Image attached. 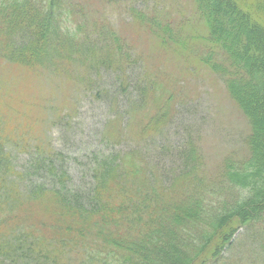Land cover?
Segmentation results:
<instances>
[{"label":"trees","instance_id":"obj_1","mask_svg":"<svg viewBox=\"0 0 264 264\" xmlns=\"http://www.w3.org/2000/svg\"><path fill=\"white\" fill-rule=\"evenodd\" d=\"M94 1L0 0L1 263L264 264V0ZM112 6L131 20L123 21L122 30L106 14ZM148 43L192 69L189 74L199 68L217 76L248 128L240 150L209 169L193 135L180 149L181 170L169 167L178 173L166 175L146 143L169 124L171 97L156 106L153 82L147 89L141 86L147 78H141L130 115L146 113L152 103L148 118L135 135L104 140L81 182L73 184L55 167L67 162L62 153L19 126L22 112L7 88L8 75L45 71L71 83L81 69L94 89L103 72L120 71L121 89L114 94L122 98L129 95L125 70L135 62L133 51ZM126 140L131 145L118 149ZM36 141L41 143H30ZM25 151L27 166L18 165L17 155ZM44 167L48 185L37 176ZM47 198L68 216L52 225V236L42 220L31 221L33 206L49 205Z\"/></svg>","mask_w":264,"mask_h":264},{"label":"rangeland","instance_id":"obj_2","mask_svg":"<svg viewBox=\"0 0 264 264\" xmlns=\"http://www.w3.org/2000/svg\"><path fill=\"white\" fill-rule=\"evenodd\" d=\"M87 1L89 3L94 0ZM94 2L102 9V5L98 1ZM187 2L186 0L185 3L187 4ZM101 11H98L100 16L103 15V11ZM106 12L110 22L118 30H122L123 21L125 23L131 21L114 6L107 8ZM148 46L149 48L138 46L137 49L140 51H133L135 62L125 70V80L129 83L127 85L129 95L123 92L122 98L114 94V90L119 92L121 89L119 82L121 79H118L120 71L103 72L98 78L100 88L94 86V89L82 77L83 70L81 69H75L71 83L63 76H53L52 73L50 75L45 71L39 75L30 71L20 75H8L11 81L7 88L12 89L15 104L22 112L21 125L19 126L33 131L34 140H41V142L44 140L47 145L50 144L52 148L62 153V159L67 162L60 160L55 164V167L60 171L59 174H67L73 184L81 182L94 151L106 146L104 140L124 133L135 135L142 120L145 121L148 118L152 103L144 108L146 113L132 112L130 115V105L139 101L140 98L135 85L141 83V78L148 80L142 82L141 86L144 88L153 82L154 87L151 86L150 93H154L156 106L164 105L171 97L173 111L171 110L172 116L168 120L169 124L164 126L154 142L146 143L152 145L151 159L162 166L166 175L170 176L168 172L171 175L178 173L174 169L168 170L169 167L181 170L183 152L181 151L180 154L181 160L179 158L180 149L188 146L193 135L200 140V149L208 157L209 169L217 166L232 150H240V138L246 132L248 133V128L243 118L233 111L223 94L224 85L217 76L204 69H201L199 73V68H196L198 73L189 74L192 69H188L187 72L182 63L176 61L173 55H166L156 44L148 43ZM4 68L3 71L1 69L2 74H5ZM83 80L85 81L83 82ZM147 89H150V86ZM96 90H99V100L96 99ZM105 90L111 92V97L107 96ZM112 97L116 99V102L112 101ZM59 109L65 111L60 114L56 113L60 112ZM65 113L72 118L74 116V121L73 119L70 121V117H63L66 115ZM7 114L13 116L14 113ZM61 116L66 118L62 124H60ZM12 128L13 126H10L8 130ZM41 142L30 143L37 145ZM130 145V140H126L124 145L117 146H119L118 149L124 150ZM155 147L159 149L156 150ZM163 148L170 149V152L164 154L161 150ZM29 158L26 151L20 152L17 155L16 163L27 166ZM48 170H50V166H48ZM37 176L42 184L50 183L45 167L44 171L42 170ZM46 200L50 206L45 202L33 206L34 218L31 217V221L35 223L42 220L46 233L52 236L56 234L52 225L57 226L56 223L61 220L66 223L67 219L66 221L64 219L68 216L60 211L61 209L54 202H50L49 198ZM47 205L58 216L52 217L51 211L45 209ZM221 239L222 236L214 242L221 241ZM201 262L202 260L197 264ZM0 264L4 263H1L0 260Z\"/></svg>","mask_w":264,"mask_h":264}]
</instances>
